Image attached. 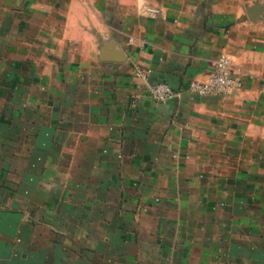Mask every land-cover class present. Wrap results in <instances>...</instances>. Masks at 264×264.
Listing matches in <instances>:
<instances>
[{
	"label": "crops",
	"instance_id": "obj_1",
	"mask_svg": "<svg viewBox=\"0 0 264 264\" xmlns=\"http://www.w3.org/2000/svg\"><path fill=\"white\" fill-rule=\"evenodd\" d=\"M0 264H264V0H0Z\"/></svg>",
	"mask_w": 264,
	"mask_h": 264
},
{
	"label": "built area",
	"instance_id": "obj_2",
	"mask_svg": "<svg viewBox=\"0 0 264 264\" xmlns=\"http://www.w3.org/2000/svg\"><path fill=\"white\" fill-rule=\"evenodd\" d=\"M147 12L158 14L159 10L147 8ZM230 61L226 56H220L205 82H190L187 86L189 94L198 97L226 95L240 87V82L230 73ZM136 76L146 79L143 71H138ZM148 96L156 102H164L180 96V92L173 90L167 83L158 82L147 89Z\"/></svg>",
	"mask_w": 264,
	"mask_h": 264
}]
</instances>
